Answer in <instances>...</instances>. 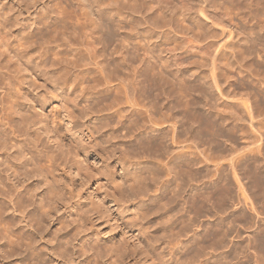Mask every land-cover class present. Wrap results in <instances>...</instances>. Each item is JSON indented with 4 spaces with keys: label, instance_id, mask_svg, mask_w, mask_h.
<instances>
[{
    "label": "rangeland",
    "instance_id": "rangeland-1",
    "mask_svg": "<svg viewBox=\"0 0 264 264\" xmlns=\"http://www.w3.org/2000/svg\"><path fill=\"white\" fill-rule=\"evenodd\" d=\"M102 1H105L106 3V0H0V13H1L0 18L6 20V24L8 25L7 26L8 28L15 31V33L19 34L20 32L28 31L29 29L36 28L37 26L36 23L39 24L40 18H42L46 14L51 13L53 10L57 8L60 7L62 8V6H64L66 10V16L70 18L72 22L76 21V19L79 18L81 22H85L83 15H81L82 11L80 9L83 8L80 7L82 6L80 5V3L81 4L83 3V5H85L87 8L89 7L88 9L84 7V9L86 8L88 12L90 11L91 16L93 15L94 17L98 18L100 14V16L104 18L103 24H105L107 17L109 16L108 13L109 11L104 10L106 4L103 6ZM194 1L197 3L200 2L201 0H194ZM233 1L213 0L212 8L214 9V11L216 9H219L220 11L223 12H226V9L229 10L230 13H233L232 16L236 21L240 20V18L241 21L245 20L244 22L242 21V23L246 24V26L248 27L250 26L248 30L253 25L254 27H257L256 29H258V26H260V24L261 26L262 25L264 26V9L263 7H261V10L258 12V9L256 8L258 6L257 5L258 3L262 4V0H244V3L243 0L241 1L236 0L234 2ZM204 5H206V3H204ZM255 10L256 12H254ZM206 18L207 17H203L201 19L202 20L201 22L208 27L209 32L212 35H214L216 40H222L221 41L222 43H226V40H228V38L225 37L226 35L222 32V28L218 25L211 24V20H207ZM86 24L87 22L85 23V25ZM99 26H100L99 30L101 29L99 31L100 32L99 34L105 37L103 41L106 43L110 39L109 29L105 25L104 26L99 25ZM242 29H244V27ZM242 29H239V31L240 30L242 31ZM254 41H251V43L248 44L249 46H253L252 51L254 52V56L251 55V60H250V62L252 61V64L251 63L250 64L254 66H250L253 69L250 70L252 71L253 75L254 72L259 73L257 74L258 79L255 75L247 76L248 74L247 72H249L250 70L244 71L246 75L244 76L245 78L244 79L242 78L243 77L242 75H244L243 71H242L243 74L240 73L241 75L239 74L238 76L237 69L236 72H235V68L230 69L232 70V72L234 71L233 73H235L232 75H235L236 77L238 76V78H240L239 81H242L244 79V81H242L244 82V84L241 82V84L238 85L239 81H236L237 85L235 86L240 87L241 85L243 86L245 85L244 87H246V90H244L245 88H243L242 86L240 88L238 87L237 88L239 89V91L240 90L242 91V92L240 91V93L243 94V95L241 94L242 97L244 96V98H247L248 96H250V98L249 97L248 98L251 99V101L253 100L252 102H254L256 97L258 99L259 98L264 99L261 96L264 95V89H263L264 64H262L263 56H264L263 53L264 50H262L264 49V37ZM110 43L108 44L106 43V45L104 43H100L98 45L97 54L99 55L100 60H102V63H104L103 65L106 66L105 68L108 69L107 71L111 73L112 71L115 72L117 67H115L116 64L112 57L113 51H112V46H109ZM258 47L261 49H259ZM141 49L139 48L138 51L136 50L137 52H135L134 54V57L136 59L135 64H137L138 61L140 62V60H142L143 57L146 58V61H149L146 62L147 65H145L144 63L141 64L138 63L139 66H137L138 65L137 64L135 65L134 68L136 70L137 69L136 66L138 67V73L140 70L138 76L140 74L141 76L142 74L143 75L145 74V76H142V78H140L141 76H139L140 82L142 83V85L140 86L141 87L146 86L145 92L143 93L144 95L142 96L141 99L144 100L146 99L145 97H148L146 101L151 100L156 103L165 102L166 100V102L170 106L174 104L175 100L177 101V103L179 102L177 105V107L178 106L179 107L178 108L175 107L173 112L175 113L177 112L175 116L176 115L178 116L176 117L178 118L177 120L181 125V129L185 131L184 129L187 130V128L189 129L192 127L194 134L193 136H195L194 139L196 141L198 140L197 141L198 143L200 139L201 144L203 146L206 145V147L207 146L209 148L211 147L210 149L213 151L212 153L216 151L214 154H212L213 156H216L214 157L216 158L215 160L216 162L218 161L217 159H219L222 155L221 157L222 161H220V159L218 161L221 163L220 167L222 171L218 172L217 176L214 174L216 179L215 177H213L215 181L217 180L218 177L217 180L218 184L216 182L215 185L212 180V184L214 187L211 186V188L213 187L211 189V196L214 195L215 198L212 197L214 199L211 200V203L205 204L204 208H201L202 204L195 201L197 204H194L191 209L188 208L189 211H186L187 210L186 209L184 210L185 211L184 212L183 207H188L190 206L191 203L189 199L190 181L188 180L191 177L188 178L189 169H187L186 166H183L181 167V170H183L185 167L186 170L184 169L185 171L183 170L182 173L179 169L177 168L175 169L176 172L178 170V172L181 173V175L180 173H178L179 176L177 177L178 180L176 179V181L173 182L172 178L174 177H172L173 173L171 172L169 174L170 177H167V179H172L170 185L174 184L175 182H176L175 184L178 183L180 185L183 183L181 187L183 189L182 200L184 202H182L181 198H179V202L181 200L179 206L182 209L180 207L178 208V210L181 209L182 211L180 210L178 211L177 209H175L176 212L173 209L170 210V207L173 204H169L167 206L169 207L168 209L166 206H163L164 209L163 208L161 209L165 201L161 202V207H159L160 204L158 201L155 202L151 201L149 203L146 202L145 200L148 194L147 188L149 185L147 179L148 166L150 164H147L146 148L148 146V143L145 140L144 136L141 135V132H143V130L145 129V126L142 125L143 116L140 115L136 116L137 123L134 124L135 126H132L131 129L130 127L129 128L125 127L124 130H117V126L114 125L118 120L117 118H113L110 124L104 122L103 120L99 121L98 118L102 112H103L102 114H104V111L106 109L104 110L103 108H107V105L111 103L110 100H112L115 93H117V89L115 88L117 87L115 86L116 83L118 82L116 81L117 79L114 80L113 78L111 79L114 82H111L109 84L110 90L102 91L99 93V96H101L100 98L102 100L99 98L100 101L93 102L92 98L93 95L95 96L96 93H95V89L92 88L91 85H93L94 78L92 77L86 78V82H88V80L89 81L91 80V82L89 84L90 87L87 83L84 82L85 85L84 87L89 88L86 89L87 92L84 91L85 95L79 89L76 91H71L68 89V86L64 82V71H61L60 68L55 65L54 66L51 65L50 61H42L39 57V52L37 51V49H35V47H32V48H28L26 50V53L22 57H19L18 59L21 68H23V72L20 74L19 79L15 81L12 94L9 97H7V101L9 102V104L13 106V109L10 110V112L12 113V118L15 119L16 121L21 120L22 121L21 126L25 129H28L26 144L33 148L34 157L42 167L41 172L43 174L44 172L47 173L46 175L48 176V179L51 183L52 190L53 192L56 193L55 195L51 193L50 194L46 193L43 195L44 197H46V204L44 209L47 210L48 212L42 213L38 217V220L43 225L46 226V230L49 231V233L51 234L53 243H56L60 238H65L67 233L70 234L73 226L76 224L79 227V229L84 233H86L87 237L90 240H92L97 245V247L101 249V251L103 252L104 257L98 259L99 260L98 264H226V261L229 264L232 263L256 264V260H258V258L260 257L261 260H259L260 262L259 261L258 262L259 264H263L264 261H262V259H264L263 257L264 254L262 255V253L264 252L263 250L264 246L258 245L260 243V241L258 240L259 237L258 231L262 233L261 234L262 236L264 232V226H263L264 225V208H263L264 207L263 204L264 155H262V151L260 153L257 149L254 152H250L248 150L246 140H248L250 136H248L247 131L249 129V132H251L252 130L250 129L251 126H247V123L243 122V120L242 121L240 120L241 122L239 121L240 125L239 123H237V121L235 123V121L230 119L232 118L229 116L230 114L226 115L225 117L226 120L225 118H223L224 115L219 116L220 114L218 112L216 113L214 112L217 109L216 108L217 96L216 97L214 96L216 101L212 102L213 106H215L214 103H216V106L213 107L212 104L210 103L211 101L215 100L214 97L211 98V95L213 96L214 92H215L214 95H216V91L212 93L214 89L210 91L211 88L209 89L208 85L204 84L201 81L199 82V80L196 79L197 76L195 74H193L192 77L189 76L192 78V83L189 82V80L191 81V78L189 77L183 78V74L185 72L188 73L187 74L185 73L186 75L184 74V76H188L190 74L189 72L193 70L192 66L191 65L188 66V64L189 62L190 64H192L191 63L193 61L192 58H195L197 56V53L196 54L193 53L191 54V56H187L191 61H186L189 60L186 59L187 57H185L186 60L185 59L184 61L182 60L183 61L182 63H184L185 61L188 63V64L184 63L186 64V67L188 66L185 71L184 64L183 66L180 65L181 60L179 62L180 63L179 65H176L174 63L172 65V62L169 61L170 53L167 52V50L153 49V52L152 50H149L147 55H151V56H144L143 49L142 50ZM225 49L224 51H226ZM138 52L140 55L137 54ZM196 58L194 59V61L196 60ZM148 63H151V65ZM142 64L144 65V67L141 66ZM163 64L164 65L170 64L169 67H171L172 65L173 67L169 69L173 68L172 69L173 73L176 72L178 74L183 73L181 74V76L180 75L179 76L182 77L183 79H186L185 80L186 83L185 82L184 83L185 86H187L188 84L186 89H188V87L190 86L189 88L190 91L188 90V92L186 93V89H185V91L183 90L182 93L183 95H182L181 94L182 91L178 89L180 93L176 96L175 94L179 92L177 88L176 89L172 88L173 90H171L168 89L166 85H164L163 87H167V88L163 89L164 90L163 92L161 89L163 87L159 84V81L160 80L164 81L165 79L162 77L164 79L162 80L159 77V73H157L158 72L157 69L161 68ZM151 67H154L152 69V72H150ZM121 68L122 67H119L118 69H120V71L122 70L123 72H120L117 69L121 73L120 74L117 71L116 73H118V75H123L124 73V69ZM178 70H180L181 72L180 71L178 72ZM251 71L249 72V74L251 73ZM193 72H195V70ZM193 72H191V74ZM97 73L98 74H94L95 76H97L95 78H101L102 75H100L99 72ZM116 73H113L112 76H114ZM261 74L262 76H260ZM166 76H169V74L165 73V78ZM246 77L249 78L247 79ZM168 78L170 77H167V79ZM246 81H247V85L245 83ZM260 82L263 83L260 85ZM257 83L258 85L255 86ZM109 85H107L106 87H108ZM247 90L250 91V93L253 92L254 95L248 93ZM239 91L237 92L239 93ZM243 91L244 92L246 91L247 94L249 95L247 96L246 92L244 93ZM254 91L256 92L254 93ZM87 93L89 94L86 95ZM209 93L210 96L208 95ZM158 94H160V96ZM188 94H190L191 98L189 97ZM206 99H208V101H205ZM263 101L262 104H260L261 107L264 104ZM105 102H107L108 104L107 103L105 104ZM207 102H209L208 108L210 109L207 108L208 106ZM55 104H58L60 109L61 121L57 122V126L60 128L62 132L61 133L63 136L62 138L51 137V133L48 132L52 128V122H51L52 115L50 114V109ZM205 104L207 105L206 107ZM236 105L234 104L233 107L231 106L232 108H234L235 106V109L231 108L232 111L234 113H237L238 115L243 114L241 113L243 112V110L240 107V104L239 106ZM221 106L224 109L226 108L224 107L225 106L224 102L221 104ZM211 108L213 111L212 112L213 115H211L212 114ZM2 111H3L2 108H0V117L3 114ZM107 112L108 111L106 110V113ZM123 114L126 115V113ZM214 114L217 115V119H216V115L214 116ZM239 116L243 117L241 115ZM220 117H222L223 119ZM228 118L231 121H229ZM260 118L263 120L264 117L262 118L261 116ZM120 119H123L124 122H127L128 117L122 116ZM219 119L222 120L220 121ZM225 122L227 126L225 125ZM188 123L190 124V126L191 125L192 126L190 127ZM228 129H230L231 132L228 131ZM197 131L199 133H197ZM244 131H246L247 135L245 134ZM241 133H244L243 134L244 136L243 135L241 136ZM255 133H254L255 136L258 135L257 133L256 134ZM254 135L251 136V138L255 137ZM196 137H198L199 139L198 138L196 139ZM255 139H257V136L255 137ZM202 140L205 142V144L202 142ZM231 141L234 143H232ZM230 143H232L231 146ZM260 145L261 148L262 147L264 148L263 143H261ZM229 150L231 152H229ZM227 151L228 153H226ZM243 153L245 155H243ZM231 154L233 156L236 155L235 157H237V159H235L234 157L231 156L233 158V161L235 162V165L233 161L232 163L231 161H228L231 158L230 157ZM223 158H226L225 160L226 164H224L225 162L223 161L224 160ZM229 165L231 166V168L233 167L235 168L231 169ZM164 173L166 174V172ZM219 173L222 175H220ZM153 174H154L153 183L154 185H156L157 182H159L160 180L159 170L156 164L153 166ZM39 178L40 177H38V175L31 176L30 179L28 180L27 185L29 188H32L34 192L38 194V196H42L45 185L41 186L39 184ZM188 181L189 183H186ZM238 181L241 185L238 183ZM167 184H165V186L169 190H173L172 189L173 187L175 188L174 186L175 184L172 185L173 187L170 186L169 183ZM166 188L164 189L168 193L169 190ZM153 190L151 189L150 191L152 192ZM218 191H220V193ZM154 192L155 191H153L151 194H154ZM244 192H246V194ZM184 196L185 198H183ZM48 197H50L51 200H48ZM186 198L188 201L185 200ZM239 200L242 201L239 202ZM185 201L187 202L185 203ZM5 202H6L5 197L0 196V205L3 206V209H6L8 205V203ZM243 202L246 203L243 204ZM146 204L148 206L149 205L151 206L150 213L152 211L151 216H149L148 219L147 217H145L147 212ZM195 205L199 209H197ZM50 206L53 208L52 210L50 209ZM194 206L196 208H194ZM254 208L256 209L255 212H254ZM9 210L12 218H19L20 215L18 212L14 213L13 210L11 209ZM170 212L173 213L171 214ZM188 213H192L190 214V216L194 217L196 222L195 224H197L198 221L200 222L198 223L200 225L201 223L202 224L204 223L203 225L209 224L208 229L210 231L208 230L206 232L204 230L206 229L205 227H203L204 229L201 226L197 228L195 225L193 228H188V229L185 228L184 230L183 229L184 223L188 218L187 217ZM197 213H199L200 215L199 214L196 215ZM256 213L258 216L256 215ZM194 214L197 217H195ZM172 215H174V217H172ZM179 215L180 217L177 218V216ZM185 216L187 217L186 219ZM167 217L169 219H167ZM175 218H177V220ZM181 218L183 219L182 223L180 220ZM197 218L199 220H196ZM165 223L166 225H164ZM216 223L218 224V226ZM227 226L230 227L231 232ZM231 226H234L233 232ZM260 227L261 228L263 227V230ZM194 229L196 230L194 231ZM261 230L263 232H261ZM186 232H187V236L185 234ZM195 232L197 233V235L194 237L195 241L188 242L187 240H189V236L190 237L193 236L192 234ZM201 237H203V239ZM152 238H154V245L149 246V239L151 240ZM226 239L228 241H232L237 244L240 242V244H238L239 245L238 249L239 250L241 249L244 252L241 250L239 251L237 249L236 253L238 252V255L233 258L230 256L232 259L227 260L226 251L229 248H226ZM250 239L254 243H250L251 246L249 247L248 241H250ZM262 239H264V235L260 239L261 243L263 244L264 240L262 241ZM181 244L184 246L182 250L180 247ZM241 245L243 248L246 249L244 250L243 248H241ZM260 247L263 249H261ZM53 249H55L54 245H53ZM170 250H173L172 256L168 254ZM242 252L244 253L245 256L243 255ZM248 254L250 256H248ZM254 256L255 257L257 256L258 258L255 260ZM62 257H64V259H62ZM58 258L59 261L65 260L64 264H82L79 261L73 260L71 257L63 256L59 251H58ZM249 260H251V262ZM0 264H15V263L12 262L11 260H4L0 258Z\"/></svg>",
    "mask_w": 264,
    "mask_h": 264
},
{
    "label": "bare ground",
    "instance_id": "bare-ground-1",
    "mask_svg": "<svg viewBox=\"0 0 264 264\" xmlns=\"http://www.w3.org/2000/svg\"><path fill=\"white\" fill-rule=\"evenodd\" d=\"M107 1L108 0H106V3H105V1H102L103 6L106 4L104 10L109 11L108 12L109 16L108 15H107L108 17L106 16L107 20H106L105 24H103L104 18L101 17L100 14H99L98 18L94 17L93 15L91 16V12L89 11L90 12L89 13L87 10L89 7L87 8L85 5H83V3L82 4L80 3V5H82L80 7H83V8H80L82 11V13L81 12L80 13H81V15H83L85 22H81L80 18L76 19V21L72 22V20H70V18H68L66 16V10H65L64 6H62V8L61 7L57 8V9L53 10L51 13L46 14L42 18H40L39 24L36 23V25H37L36 28L29 29L28 31L20 32L19 34L15 33V31L8 28L7 27L8 25L6 24V20H4L3 18H0V106H1L0 108H2V110H3L2 111L3 114L0 117V196L5 197V199H6L5 203H8L6 209H3V206L0 205V258H2L4 260H11L15 264H64L65 260L59 261L58 251L63 256L71 257L73 260L79 261L82 264H98V262H99L98 259H101L102 257H104V254L101 251V249H99L97 247V245L87 237V234L84 233L83 231H81L76 224L73 226L70 234L67 233L65 238H60L56 243H53L52 238H51V234L49 233V231L46 230V226L43 225L38 220V217L42 213L48 212L47 210L44 209L45 204H46V197H44L43 195L46 193H49V194L51 193V194L55 195L56 193L53 192V190H52L51 183L48 179V176L46 175L47 173L44 172V174H43L41 172L42 167H41L40 163L34 157L33 148L26 144L28 129H25L21 126V124H22L21 120L16 121L15 119L12 118V113L10 112V110L13 109V106L11 104H9V102L7 101V97H9L12 94V90H13V86L15 84V81L19 79L20 74L23 72V68H21V65H20V62L18 59H19V57H22L26 53V50L28 48L35 47V49H37V51L39 52V57L42 61H50L51 65H53V66L55 65V66L59 67L61 71H64V82L68 86V89L71 91H76L79 89L85 95L84 91H86V89L88 87L87 88L84 87L85 86L84 82L87 83L88 85L91 82V80L90 81L88 80L89 83L86 82V78H91V77L94 78L93 79V81H94L93 85H91L92 88L95 89V93H96L95 96L93 94H91V95H93V98H92L93 102L100 101L99 100V98L101 97V96H99L100 92L110 90L109 84L111 82H114L111 80L112 78H113V80L117 79L116 81H118L117 82L118 85H117V83L115 85V86H117V87H115L117 89V93H115L112 100H110L111 103L108 104L107 102H109V101L105 102V104L106 103L108 104L107 108H103V107L102 108L104 110L106 109L108 112L106 113V110L104 111L102 109L104 111V114H102L103 112L101 111L102 113L98 117L99 121L103 120L104 122L110 124V122L113 118H117L118 120L114 125L117 126V130H124L125 127H128V128L130 127V129H131L132 126H135L134 124L137 123L136 116H139V115L143 116L142 125L145 126V129L143 130V132H141V135L144 136L145 140L148 143V146L146 148L147 164H150L148 166V176H147L148 184H149L148 188H147L148 194L146 196L145 201L148 203L151 201H153V202L158 201L160 204L159 207H161V202L165 201V203L162 205L161 209L163 208V206L167 207L169 204H173L170 207V210L171 209H173V210L177 209L178 210V208L180 207L179 203H181L182 196H183V189H182L181 185L183 183L180 185L178 183L175 184L176 183L175 182L174 183L175 185L174 184L170 185V182H172V179L174 182V181H176L177 177H179L178 173H180V172H178V170L176 172L175 171L176 168L179 169L182 173L183 170L187 167V169H189L188 178L191 177L188 179L190 181V183H189V181L186 182V183H189V190H190L189 199H190L191 203H190V206L183 207V211L186 209H187L186 211H189L188 208L191 209L194 204H197L196 202H199L200 204H202L201 208H204L205 204L211 203V200L215 198L214 195L211 196V189L214 187L212 184V180H213L214 184L216 185L218 177H217V180L215 181L216 177L214 176V174L217 176V173L222 171V169L220 167L221 163L218 162L219 159H220V161H222V158H221L222 155L219 159H217L218 161L216 162L215 161L216 158H214L216 156L212 155L216 151L214 150L215 152L212 153L213 151L210 149L211 147L210 148L208 146L206 147V145L203 146L201 144V140L198 137H196V139L197 138L199 139V143L197 142L198 140L196 141L194 139L195 136H193L194 135L193 134V128L191 127L192 125L190 126L189 123L188 124L191 128H189V129L187 128V130L184 129L185 131H183V129H181V125L179 124V121L177 120L178 116L177 115H176L177 117L175 116V114L177 112L176 113L173 112L174 108L177 107L179 102L177 103V101L175 100L174 104L172 106H170V105H168L166 100H165V102H161V103L157 102L156 103V102H153L151 100L146 101L148 99V97H145L146 99H144V100L141 99L142 96L144 95L143 93L145 92L146 86H144V87L140 86V85H142V83L140 82V79H139V76H141V74L138 76V74L140 73V70L138 73V67L137 66H139L138 63H140V64L144 63L145 65H147L146 62H149V61H146V58L143 57L142 60L139 59L140 62L139 61L137 62L138 65L135 64L136 59L134 57V54H135V52H137L139 50V48L143 49V55L144 56H151V55H147L149 50H152V52H153V49H156V50L157 49H159V50L165 49V50H167V52L170 53V58H169L170 60L169 61L172 62V65H173V63L176 65H179L181 63L180 65H182V66L184 63H187L186 61H191L187 56H191V54L197 53V56H196L197 58L195 56H192V57H195L196 60L194 61L195 58L191 57L194 62L192 61L191 62L192 64H190V62H189V64L187 63L188 66L191 65L193 68V70L190 71L189 73L191 74V72H193L194 70H195V72H193L191 75L189 74L188 76H184V74L186 72L184 74L183 73L178 74L177 72L173 73V70H172L173 68L169 69V68L173 67L172 65H171V67H169L170 64L169 65L163 64L161 66V68L157 69V71H158L157 73H159V77L162 80H164V79L165 80L164 81L160 80L159 84L162 87L164 85H166L168 87V89H171V90H173L172 88H175V89L177 88V90L179 89L180 91H182L181 92V94H182L183 90L185 91L186 87L188 86V84H187V86H185V83H186L185 80L186 79H183V78L184 77L187 78L189 76L192 77V75L195 74L197 76V78L195 76L194 77L196 79H198L199 82L201 81L204 84L208 85L209 89L211 88L210 91H212V89H214L212 91V93L214 91H216V95H214L215 94V92H214L213 96L211 95V98L214 96L215 97L217 96L216 97L217 101L214 97L215 100L213 99L214 101L210 102L211 104H212V102H215V101L217 102L218 107L216 106V103H214L216 108H217L214 112L215 113L218 112L220 114V115L218 114L219 116L224 115L223 118H225L226 115L230 114L229 116L232 117L230 119L235 121V123H236V121H237V123H239L240 120L241 121L243 120V122L247 123V126H251L250 127V129H252L251 132H249V129H248V131L246 130L248 136H250V138L248 139L249 141L246 140L248 150L250 152H254L257 149L260 153L262 151V155H264V152H263L264 150H262L264 148L260 147L261 143L264 144V141H263L264 140V132H262V131H264V129H263L264 128V118H263L264 117V111H263L264 104L262 107L260 106V104H262V101L264 99L261 98L262 99L261 100L260 98L258 99L255 96L256 99L254 98L255 100H254V102H252L253 100L251 101V99H249L250 96H248L249 94H247L246 91L245 92L249 98L247 96H246L247 98H244V96L242 97L243 94L240 93L241 90L239 91V89H238L242 86L243 88H245L244 90H246V87H244L245 85L244 86L241 85L240 87L235 86V85H237L236 81H239V79H240V78H238L239 74L242 73V71H243V73H244V71H249L250 69H252L250 66H254V65H251L252 61L250 62L251 55L254 56V52L252 51L253 46H249L248 44L251 43V41L259 40L262 37H264V26L263 25L261 26V24H260V26H258V29H256L257 27H254V25H253L248 30V28L250 26L248 27V26H246V24L242 23L243 20L241 21V18H240V20L236 21L232 16L233 13H230L229 10L226 9V12H223V11H220L219 9H216L214 11V9L212 8L213 0H201L200 2H197V3L194 0H109L108 2ZM230 1H233V0H230ZM234 1H236V0H234ZM238 1H241V0H238ZM263 1L264 0H262V4L258 3L257 4L258 6L256 5L258 12L261 10V7H263V9H264ZM78 2H80V1H78ZM103 2H104V4H103ZM204 3H206V5H204ZM240 3H242V2H240ZM243 3H244V0H243ZM76 7H78V6H76ZM84 7H86L87 9L86 8L84 9ZM226 8H228V7H226ZM254 12H256V10ZM0 15H1V13H0ZM202 16L207 17L206 18L207 20H211V24L220 26L222 28V32L226 35L225 37H227L228 40H230V41L226 40V43H222L221 42L222 40H216L214 35H212L209 32L208 27L201 22L202 21L201 19L203 18ZM250 16H251V14H250ZM86 22H87V24L85 25ZM257 22H259V21H257ZM249 24H250V22H249ZM99 25H101V26L105 25L109 29V34H110L109 40L110 41L108 40V42H106V43L108 44L111 42L109 44V46H112V51H113L112 57H113V60L116 64L115 67H117V69L119 67H122L121 69H124L123 75H118V73L123 72L122 70L120 71V69H118L120 72L117 69L115 70V72H113V71L111 73L108 72L107 71L108 69L105 68L106 66L103 65L104 63H102V60H100L99 55L97 54L98 45L100 43H104L106 45V43L103 41V39H105V37H103L102 35L99 34L100 33L99 31L101 30V29L99 30V27H100ZM243 27H244V29H242ZM239 29H242V31L241 30L239 31ZM104 35H105V33H104ZM252 35H254V36H252ZM251 36L254 38H252ZM260 42H262V41H260ZM225 47H226V49H225ZM256 47H257V45H256ZM258 48H257V50H258ZM224 49L226 51H224ZM259 49H261V48H259ZM262 50H264V49H262ZM263 53H264V51H263ZM137 54H139V52ZM185 57H187L186 59H189V60H186ZM184 59L186 61L184 63H182L184 61ZM225 59H226V61H225ZM180 60H181V62H180ZM259 60H260V58H259ZM253 62H255V61H253ZM148 64L151 65V63H148ZM258 64H255V65H258ZM262 64H264V56H263ZM135 65H137L136 66L137 71L134 69ZM141 66L144 67L143 64ZM184 66H185V71H186V68L188 66L186 67V64H184ZM146 67H149V66H146ZM153 68L154 67H151L150 72H152ZM234 68H235V72H236V69L238 70V72H237L238 76L237 77L235 75H232L235 73H233L234 71L232 72V70H230V69H234ZM142 70H144V69H142ZM171 70H172V72H171ZM254 70H255V68H254ZM117 71H118V73H116ZM154 71H156V70H154ZM179 71L180 70H178V72ZM97 72H99L100 75H102V77L101 76L100 77L103 79L95 78L97 76H95L94 74H98ZM230 72H232V73H230ZM249 72H247L248 73L247 76H252L253 75L252 71L250 74H249ZM113 73H116V74L114 76H112ZM165 73L169 74V76H166V78H165ZM181 74H183V78L180 77ZM257 74H259V73L254 72V75L256 77H257ZM142 76H145V74L144 75L142 74ZM142 76L140 78H142ZM242 76H243L242 78H244V76H246L245 73ZM260 76H262V74ZM260 76H259V78H260ZM167 77H170V78L167 79ZM191 77H189V78H191ZM244 79L243 80L241 79V80L244 81ZM257 79H258V77H257ZM144 80H145V78H144ZM260 80H262V79H260ZM242 81H239L238 85L241 84ZM145 82H146V80H145ZM189 82L192 83V78H191V81L189 80ZM242 83L244 84V82H242ZM245 83L247 85V81ZM262 83L260 82V85ZM193 84H195V83H193ZM107 85H109V86L106 87ZM143 85H144V83H143ZM257 85H258V83L255 86H257ZM89 87H90V85H89ZM167 87L161 88L162 91L164 92L163 89H165ZM189 88H190V86L188 87V89H186V93L188 92ZM253 88H255V87H253ZM94 89H92V90H94ZM152 89H153V87H152ZM250 89H252V88H250ZM196 90H194V91H196ZM253 90H255V89H253ZM180 91L177 92L175 95L177 96L180 93ZM237 91H239V93ZM255 92L256 91H254V93ZM103 93H105V92H103ZM167 93H168V91H167ZM210 93L208 94L209 96H210ZM248 93H250V91H248ZM88 94L89 93H87L86 95H88ZM250 94H253V92ZM158 95L160 96V94H158ZM188 95L190 97V94H188ZM261 96L264 98V95H261ZM156 98H157V96H156ZM204 98H205V96H204ZM109 99H111V98H109ZM205 101H208V99H206ZM223 102L225 103V106H224V107H226L225 109L222 108V106L224 104L221 106V104ZM208 103L209 102H207V105H208ZM211 104H210V107H211ZM234 104L235 105L238 104L236 106H239V104H240V107L243 110V112H241V113H243V114H239V115H241L243 117H240L237 113H234L232 111V109H235V106H234V108H232ZM207 105L205 104V107ZM212 106H213V104H212ZM215 106H213V107H215ZM208 107H209V105L207 106V108ZM208 109H210V108H208ZM176 111H177V109H176ZM238 111H240V110H238ZM212 112L213 111L211 108V113ZM123 113H126V115H124ZM50 114L52 115V121H51L52 122V128L48 132L51 133V137L62 138L63 137L61 134L62 132H61L60 128L57 126V122L61 121L60 109H59L58 104H55L52 106V108L50 109ZM211 115H213V113ZM215 115L216 114H214V116ZM122 116L128 117L127 122H124L123 119H120ZM179 116H180V114H179ZM261 116H262L263 120L260 118ZM220 118H222V117H220ZM129 119H131V120H129ZM216 119H217V115H216ZM225 120H226V118H225ZM228 120H229V118H228ZM231 120H229V121H231ZM188 124H187V126H188ZM185 125H186V123H185ZM225 125H226V122H225ZM233 125H235V124H233ZM236 125H238V124H236ZM239 125H240V123H239ZM241 125H243V124H241ZM244 125H246V124H244ZM220 126H221V124H220ZM183 127H185V126H183ZM245 129H246V127H245ZM146 130H149V131H146ZM228 131H230V129H228ZM246 131H244L245 134H246ZM242 132H243V130H242ZM255 132L258 134V135H256L257 139H255V137H256L254 135ZM197 133H199V132L197 131ZM225 133H226V131H225ZM210 134H212V133H210ZM243 134L244 133H241V136ZM253 135L255 137H252L253 138L252 139L251 136H253ZM202 142L205 144V142L203 140H202ZM232 143H234V142H232ZM232 143H230V146ZM243 145H245V144H243ZM256 145H257V147H256ZM210 146H211V144H210ZM241 147H243V146H241ZM217 152H219V151H217ZM224 152H222V153H224ZM229 152H231V151L229 150ZM226 153H228V151ZM240 153H242V152H240ZM225 155H224V157H225ZM227 155H229V154H227ZM243 155H245V154L243 153ZM231 156L234 157L235 159H237V157H235L236 155L233 156L231 154L230 157ZM237 156H239V155H237ZM232 157L230 158V160H228L229 158L227 159L228 161H231V163L233 161ZM223 159H224L223 161L225 162L226 158H223ZM259 161H260V159H259ZM233 163L235 165L234 161H233ZM155 164L159 170V175H160V178H159L160 180H159V182H157L156 185H154V183H153V180H154L153 166ZM224 164H226V162ZM230 165H232V164H230ZM237 165H238V163H237ZM183 166H186V167L184 169L182 168L183 170H181V167H183ZM230 168H231V166H230ZM233 168H235V167H233ZM233 168H231V169H233ZM164 172H166V174ZM170 172L173 173L172 177H174V178L167 179V177H170L169 176ZM257 172H260V171H257ZM181 173H180V175H181ZM33 175H38V177H40L39 178V184L41 186L45 185L44 192H43L42 196H38V194H36L34 192V190L32 188H29L27 185L28 180ZM220 175H222V174H220ZM220 175H219V177H220ZM213 177H215V179H213ZM221 177H223V176H221ZM261 177H262V175H261ZM180 179H181V177H180ZM194 181H195V183H194ZM263 181H264V179H263ZM177 182H179V181H177ZM167 183H169L170 186L174 185L175 188L172 186L173 188L172 187L171 188L173 190H169L165 186V184H167ZM238 183H239V181H238ZM217 184H218V182H217ZM185 186H186V184H185ZM211 186H213V187L211 188ZM164 188L168 189L169 192L167 193ZM220 188H222V187H220ZM151 189L152 190L154 189L153 190V191H155L154 194H151L153 192V191L152 192L150 191ZM220 191H221V189H220ZM220 191H218V192L220 193ZM244 193L246 194V192H244ZM185 196L183 198H185ZM212 197H214V198H212ZM179 198H181L180 202H179ZM48 200H51V198L48 197ZM185 200H187V198ZM166 201H167V203H166ZM187 201H185V203ZM240 201H242V200H239V202ZM244 201H245V199H244ZM182 202H184V201L182 200ZM245 203L243 202V204H245ZM147 204H146V211L147 212H146L145 217H147V219H148L152 213V211L150 213V208L152 206V203H151V206L150 205L148 206ZM263 204H264V202H263ZM195 206H194V208L197 207V206L196 207ZM209 206H212V205H209ZM258 206H259V204H258ZM168 208L169 207H167V209ZM9 209L13 210L14 213L18 212L20 215L19 218H12L10 215ZM50 209L52 210L53 208L50 206ZM181 209H179V210L182 211ZM197 209H199V208L197 207ZM255 210L256 209L254 208V212H255ZM175 212H176V210H175ZM199 213H197L196 215H198ZM164 214H166V213H164ZM190 214H192V213H188V215H187L188 218L185 216V219L186 218L187 219H186V222L184 223V228H183L184 230H185V228L186 229L193 228L194 225L197 228L200 226L202 228L205 227L206 229H204V228L203 229L206 232L209 230L208 229L209 224H207L208 226L206 224L203 225L204 223L203 224L201 223V225H200V224H198V223H200L199 221L197 224H195L196 223L195 219H194V217H191ZM180 215L177 216V218L180 217ZM185 215H186V213H185ZM256 215H257V213H256ZM194 216H195V214H194ZM172 217H174V215H172ZM195 217H197V216H195ZM198 217H200V216H198ZM203 217H205V216H203ZM177 218H175V219L177 220ZM182 218L180 219L181 223L183 220ZM167 219H169V218L167 217ZM196 220H199V219L197 218ZM206 221H207V219H206ZM220 222H221V220H220ZM164 225H166V223ZM226 225H228V224H226ZM180 226H182V225H180ZM217 226H218V224H217ZM231 227H232V232H233L234 226H231ZM167 228H168V226H167ZM228 228L230 229V227H228ZM196 229H194V231ZM261 229L263 230V227ZM262 230H261V232H263ZM256 231H257V228H256ZM187 232L185 233L186 236H187ZM196 232L192 234L193 236H191V237L189 236V240H187L188 242L189 241L190 242L195 241L194 237L197 235ZM230 232H231V229H230ZM179 233H177V234H179ZM258 233H259L258 240L260 241V243L258 245L264 246V243L262 244L261 240H260L263 237L264 232H263L262 236H261L262 233H260L259 231H258ZM179 236H181V235H179ZM260 236H261V238H260ZM201 238L203 239V237H201ZM263 240L264 239H262V241ZM250 241H251V239H250ZM250 241H248L249 247L251 246L250 243H254V242H252V241L250 242ZM198 242H200V241H198ZM238 244H240V242ZM238 244L234 243L232 241H228L226 239V248H229L226 251V259L227 260H229V259L231 260L233 257H236L238 255V252L236 253V250L239 248ZM53 245L55 246V249H53ZM153 245H154V238H152L151 240L149 239V246H153ZM181 245H180V247L182 250V248L184 246L183 245L181 246ZM246 246H248V245H246ZM241 248H243L242 245H241ZM243 249L245 250L246 248H243ZM261 249H263V248H261ZM241 251H243V250H241ZM251 251H252V249H251ZM172 252H173V250H170L168 252V254L170 256H172V254H173ZM249 252H250V250H249ZM245 253H247V252H245ZM263 254H264V252L262 253V255ZM243 255H244V253H243ZM248 256H250V255L248 254ZM263 257H264V255H263ZM257 258L258 257L256 256L254 259L256 260ZM260 258H258V260H256V264H259V262H260L259 260H261ZM62 259H64V257H62ZM235 259H237V258H235ZM240 259H243V258H240ZM249 261L251 262V260H249ZM262 261H264V259H262ZM262 261H261V263H262ZM226 264H229V263L226 261ZM263 264H264V262H263Z\"/></svg>",
    "mask_w": 264,
    "mask_h": 264
}]
</instances>
